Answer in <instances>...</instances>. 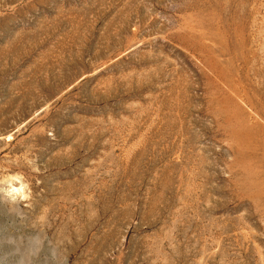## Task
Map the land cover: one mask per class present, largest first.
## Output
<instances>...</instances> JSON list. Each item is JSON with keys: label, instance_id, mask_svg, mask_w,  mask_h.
<instances>
[{"label": "rangeland", "instance_id": "obj_1", "mask_svg": "<svg viewBox=\"0 0 264 264\" xmlns=\"http://www.w3.org/2000/svg\"><path fill=\"white\" fill-rule=\"evenodd\" d=\"M0 264H264V0H0Z\"/></svg>", "mask_w": 264, "mask_h": 264}]
</instances>
